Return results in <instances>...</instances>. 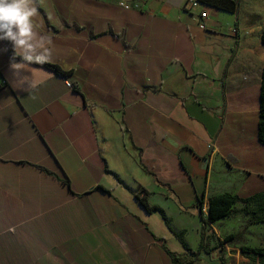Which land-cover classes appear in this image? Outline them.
I'll use <instances>...</instances> for the list:
<instances>
[{
    "label": "crops",
    "instance_id": "1",
    "mask_svg": "<svg viewBox=\"0 0 264 264\" xmlns=\"http://www.w3.org/2000/svg\"><path fill=\"white\" fill-rule=\"evenodd\" d=\"M28 2L33 54L72 87L0 40V264H218L211 233L249 216L206 222L208 198L264 192V0Z\"/></svg>",
    "mask_w": 264,
    "mask_h": 264
},
{
    "label": "trees",
    "instance_id": "2",
    "mask_svg": "<svg viewBox=\"0 0 264 264\" xmlns=\"http://www.w3.org/2000/svg\"><path fill=\"white\" fill-rule=\"evenodd\" d=\"M200 2L213 5L216 8L223 9L229 12H234L237 8L238 0H200ZM260 41L264 45V25L260 33ZM41 64L52 69L56 73L64 76V73L59 69L58 66L46 62H43ZM256 139L259 144L264 146V62L261 67V75H260L258 112H257V122H256ZM146 196H147V191L143 188L140 194L135 195V198L137 202L140 204V206L146 212L157 210L158 212L162 213V211L158 209L156 206H150L148 204ZM237 201L243 203V207L239 210L233 208V204ZM202 203H203L202 198L198 197L195 206H197L201 210L203 205ZM237 212L247 214L249 216L248 222L250 223L264 222V192L254 193L246 197H239L235 194H231L228 192L219 193L210 196L207 200L206 222L214 223L217 220L229 217L230 215ZM203 226L204 225L201 226L199 244L195 251H192L183 243V246L188 253H197L201 250L205 240V236L203 233ZM176 236H179V233L176 234ZM233 237L234 235L228 234L224 238L225 240H228ZM239 249L243 254L256 256L258 257L259 261L264 262V247L241 245ZM217 259H218V264H224L222 255L219 256L217 255Z\"/></svg>",
    "mask_w": 264,
    "mask_h": 264
},
{
    "label": "clouds",
    "instance_id": "3",
    "mask_svg": "<svg viewBox=\"0 0 264 264\" xmlns=\"http://www.w3.org/2000/svg\"><path fill=\"white\" fill-rule=\"evenodd\" d=\"M34 14L35 8L30 6L28 0H0V40L21 49L23 62L43 63L47 58L46 51L33 54ZM23 79L29 89L35 88L39 83L34 79L30 81L27 77Z\"/></svg>",
    "mask_w": 264,
    "mask_h": 264
},
{
    "label": "rangeland",
    "instance_id": "4",
    "mask_svg": "<svg viewBox=\"0 0 264 264\" xmlns=\"http://www.w3.org/2000/svg\"><path fill=\"white\" fill-rule=\"evenodd\" d=\"M248 133V131H247ZM247 140L249 141V137L247 136ZM256 143V137L255 140ZM260 145V144H259ZM263 149L264 146L260 145ZM259 177L264 180V170L258 173ZM247 221V222H246ZM230 228L229 231L222 232L221 235H215L214 232L211 233V237L209 239V243L213 245L214 252L210 253L208 250L209 260L217 263L218 260L216 259L217 255H222V259L224 264H264V262L259 261L258 257L250 256L243 254L239 247L241 245H258L263 247L264 246V222L256 223L255 228H252L249 231H245L242 229L243 224L248 223V220H244L243 216L235 218L234 221L229 222ZM237 233L234 238H230L225 240V236L228 234ZM210 233H208L209 235ZM221 243V245H220ZM221 248V249H220ZM217 251V252H216Z\"/></svg>",
    "mask_w": 264,
    "mask_h": 264
},
{
    "label": "built area",
    "instance_id": "5",
    "mask_svg": "<svg viewBox=\"0 0 264 264\" xmlns=\"http://www.w3.org/2000/svg\"><path fill=\"white\" fill-rule=\"evenodd\" d=\"M145 1L146 0H132V1L116 0V4L123 9H140L141 3L145 2ZM199 1L200 0H187V3L190 6H195ZM204 16H206V13L202 11L200 13V17H204ZM197 23L201 29L205 28V23L202 20H198ZM63 80H64V83L67 87H72V83L69 79H67L66 77L63 76ZM2 84H4V81H1V85Z\"/></svg>",
    "mask_w": 264,
    "mask_h": 264
}]
</instances>
